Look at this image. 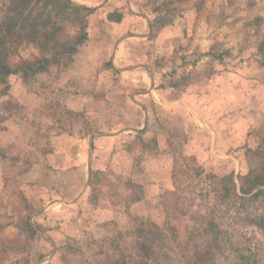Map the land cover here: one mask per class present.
Wrapping results in <instances>:
<instances>
[{
  "label": "rangeland",
  "instance_id": "374dc122",
  "mask_svg": "<svg viewBox=\"0 0 264 264\" xmlns=\"http://www.w3.org/2000/svg\"><path fill=\"white\" fill-rule=\"evenodd\" d=\"M110 1L104 11L116 2L128 5L109 12L112 19L118 20L126 9L149 13L159 29L143 47L127 40L134 53L131 60L149 62L156 85L171 89L166 98L186 96L190 115L184 107L169 112L149 102V121L139 134L104 141V133L114 134L123 124L134 130L139 118L133 108L123 106L132 93L129 77L122 78L105 63L112 55L109 41L97 46L104 14L82 11L85 22L76 19L69 30L84 35L78 48L83 45L82 56L102 62V77L93 78L91 65L74 61L75 53L59 57L58 63H49L26 81L20 74L5 77L7 91L0 96V107L13 118L6 126L0 120L3 264L27 252L29 264H123L124 258L134 264L149 245L138 233L147 222L164 227L170 221L183 233L200 214L203 219L215 217L233 239L258 244L259 264H264V197L245 201L237 216L234 210L242 201L217 198L210 177L233 172L238 182L240 175L259 169L264 0H172L168 10L154 11L164 0ZM165 11L174 18L158 26L155 17ZM127 17L130 25L135 22ZM91 23L98 29L90 33ZM19 54L31 60L41 55L29 44ZM68 103L80 108L72 110ZM199 117L213 122L215 133L199 124ZM97 130L102 137L96 136ZM89 135L97 137L93 145L87 144ZM28 217L39 227L34 236L23 231ZM18 234L20 243L11 247L9 239Z\"/></svg>",
  "mask_w": 264,
  "mask_h": 264
},
{
  "label": "trees",
  "instance_id": "16d2710c",
  "mask_svg": "<svg viewBox=\"0 0 264 264\" xmlns=\"http://www.w3.org/2000/svg\"><path fill=\"white\" fill-rule=\"evenodd\" d=\"M170 3L172 0L161 1L153 11L163 7L167 9ZM82 11L86 14L93 9L78 5L72 0H0V96L7 91L5 77L9 74H20L26 81L30 76L33 77L43 71L49 63H58L59 57L70 56L77 51L84 40V35L71 33L69 26L73 25L76 19L85 22L86 17ZM167 14L165 11L156 15L155 20L160 21L158 26L172 22L173 12ZM79 29L83 32V25ZM151 29L154 34L159 28L155 27V22H152ZM27 44L35 47L41 54L37 59H24L19 54L21 48ZM257 149L259 169L254 174L240 175L238 182L233 172L223 176L210 175L214 184L212 189L217 198L222 201L232 200V204L236 200L242 201L235 207L237 216H241L245 201L259 199V196L264 197V137ZM248 214L251 215L249 212ZM199 217L198 222L190 227L187 226L183 233L170 221H167L164 227L151 221L147 222V228L141 227L138 233L148 241L149 245L143 250L139 261L134 264H259L258 244L252 247L246 240L239 242L233 239L229 231L216 222L215 217L203 219V214ZM16 226L23 233L22 227ZM261 226L264 229V224ZM37 228L39 227L36 223L30 221L29 217L26 218L23 231L26 230L34 236ZM21 237L22 235L18 234L13 239H9L10 246L14 247L15 243H20ZM20 250L22 249L15 252V255ZM26 250L29 251L28 246ZM27 254L31 253L27 252L24 257L18 256L10 264L18 261L29 264L30 259ZM220 258H223L222 261ZM125 261L124 258L123 264L128 263ZM0 264H3L1 254Z\"/></svg>",
  "mask_w": 264,
  "mask_h": 264
},
{
  "label": "crops",
  "instance_id": "0c3cea01",
  "mask_svg": "<svg viewBox=\"0 0 264 264\" xmlns=\"http://www.w3.org/2000/svg\"><path fill=\"white\" fill-rule=\"evenodd\" d=\"M109 1L110 0H80V2H76V4L85 6L88 8H92L93 11H96V12L99 10L101 11L102 15L104 14V16L102 17V23L99 27V30H97L98 24L93 25L91 23L92 25L88 27L89 28L88 32L91 33L94 30V28L97 31L102 30L100 33L99 39L102 37L103 38L99 40V45L97 46L107 45L104 42L105 39H107L110 43L109 47L110 46L112 47V51H111L112 55L110 57L111 59L110 61L108 59L105 61L106 65H109V67L115 72L117 71L121 72V75L119 74V76H122V78L129 77L128 78L130 80L129 84L132 86L130 87L132 90V93L131 95H128L127 101L126 100L124 101L123 106L133 108L132 112L135 113V116L137 118H139L140 123L138 122L139 124L137 123L134 125L135 126L133 127L134 130H129V129L127 130V128H129V125L123 124L122 127L118 129L117 132H115L114 134H108L110 132L104 133V135H107V137L103 139L104 141L115 143L116 139L125 133L139 134V130H141L140 127L141 126L144 127L149 121V114H150L149 102L154 104V107H168L167 110H169V112H171L170 110L173 107H184L185 113L189 115H190V112L188 111L187 107H190L189 105L191 103L188 102V99L186 96H183L185 100L180 99V98L174 99L172 98V96L166 98L165 93L166 92L170 93L171 89L169 87L166 88V86L156 85L154 69H152V67L149 65V62L144 63V62L138 61L139 63H136L137 61H134L135 62L134 63L131 60L132 59L131 57L134 54V53L132 54V52L129 51L131 47L130 45L132 44V42H135L136 45L138 44L137 46L139 47H143V45L144 46L146 45L145 44L146 41H147V44H149V41H150L149 39L155 36V34L152 33V29H151L152 21L150 20L149 13H139L131 9H129L131 10V12H128L129 10L125 8L127 11L124 12L123 14L121 13V16L119 15L118 20L112 19L110 14L108 13L113 11L117 7L119 8V6H121L123 3L121 2L120 4V2L119 3L116 2L114 6L112 5L113 8H110L109 11L108 10L104 11V7H103L104 5L112 4L110 3L112 1L110 2ZM123 1L126 2V0H123ZM123 5L128 6L126 3H124ZM98 6H101V7L99 8ZM119 10L121 11L122 9H119ZM127 16H132L135 19V22H133V24L131 23L130 25V23L128 22L129 17ZM90 28H91V31H90ZM127 40L128 42L130 40H133V41L132 42L130 41L131 44L128 45ZM93 44L94 43H92L90 47H94ZM89 49L93 51L91 48ZM84 50H85V47L83 45H81L77 49V51L75 52L76 56L74 57L75 58L74 61L82 59L84 63H88L89 65H91L89 69L91 68L92 71L94 70L92 72L94 75L93 78L96 75H98V77H102L101 74L98 73V70L100 69V65L102 64V62L100 60L95 59V57L88 59L87 57L82 56V53ZM122 65L124 67H122ZM127 65H130V66H127ZM67 107L71 108L72 110H77L80 108V106H77V104L73 105L72 103H68ZM186 116L187 115L183 113V117H186ZM12 118H13L12 113H9L8 110H2V107H0V120L5 121L4 123H2L3 125L5 124L8 125L9 120L11 121ZM199 124H201L204 128H208L210 132L215 133V130L213 128L215 126L213 122L211 123L207 121L204 122L199 117ZM0 128H1V124H0ZM98 130L96 131L97 132L96 136L102 137L103 133ZM95 138L97 137H92V135L87 136L86 137L87 144L93 145L91 142H93ZM1 142H3L2 144H5L6 141L3 139L1 140ZM211 142H212V139H211ZM87 163L89 167V162Z\"/></svg>",
  "mask_w": 264,
  "mask_h": 264
}]
</instances>
